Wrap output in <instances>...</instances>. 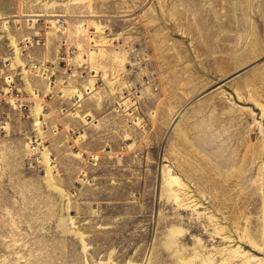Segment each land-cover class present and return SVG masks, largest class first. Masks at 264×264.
I'll return each instance as SVG.
<instances>
[{
	"label": "rangeland",
	"instance_id": "obj_1",
	"mask_svg": "<svg viewBox=\"0 0 264 264\" xmlns=\"http://www.w3.org/2000/svg\"><path fill=\"white\" fill-rule=\"evenodd\" d=\"M61 45L102 90L59 169L19 104ZM0 264H264V0H0Z\"/></svg>",
	"mask_w": 264,
	"mask_h": 264
},
{
	"label": "built area",
	"instance_id": "obj_2",
	"mask_svg": "<svg viewBox=\"0 0 264 264\" xmlns=\"http://www.w3.org/2000/svg\"><path fill=\"white\" fill-rule=\"evenodd\" d=\"M71 50L65 46V45H61L59 47V54L57 56V60H58V64H61L63 66L62 69L58 68V75L56 72H51L49 75V62L46 61L43 64H37L34 63L32 65H30L29 67H31V69L35 72L36 76H39L41 79V81L45 84V82H47V80L49 81L50 85H52L53 87L56 86L55 88V94L58 98H60L61 100H63V102H65L67 99H64L65 94L63 92V89H60L62 86H64V88H66L67 86H69L72 82L76 81L75 86L76 88L73 89V93L74 96L71 98L70 100V104H64L60 107L59 112L61 115H75L76 109L77 108H81L82 104L85 102V100L87 98H89L90 96H92L94 93H96L97 89L99 87L97 86H92L90 84V82L85 83L86 79H83L84 75H87L86 73H84L85 68L80 70V73L76 70L73 69V65H74V61H73V57L72 56ZM74 54V53H73ZM76 65V63H75ZM74 65V66H75ZM77 74L76 79L73 80V76L74 74ZM54 75H55V81H54ZM82 79V80H81ZM153 79V78H152ZM148 80L146 81V83H141V84H131V87L129 89V91H123L122 92V99L120 100V102L117 104V111H123V108L126 106V103H128L129 101H131L133 98H135V101H140L142 98V90L145 87L144 84L148 85L149 87H151V89H157L156 85H155V81L153 80ZM81 80V83H79ZM59 85V86H58ZM44 91V90H43ZM76 91H78V93H76ZM33 92L36 96L39 95L40 88L34 87L33 88ZM34 103H30V102H26L24 104H22L20 102L19 104V108L25 111V116L24 118L26 119H30L32 120L34 123L36 122V120H38V123L41 127V130H43V136L42 138L37 137L41 140H32L30 141V150L34 153V154H42V153H46L48 150V143L46 142L48 139L46 137L45 131L48 129V121L50 119L49 115V111L47 109H45V112L43 110V113L40 116H33L31 115V106H33ZM86 119V123H89L90 121H92L91 118H89L88 116H85ZM36 124V123H35ZM37 125V124H36ZM62 128V126L60 124H56L54 126V128L52 129V133L53 135H55L56 133L59 132V130ZM82 130H80L79 128H74V127H70L68 129V133L70 135L71 138H77L81 135ZM90 159H92V157H90Z\"/></svg>",
	"mask_w": 264,
	"mask_h": 264
},
{
	"label": "crops",
	"instance_id": "obj_3",
	"mask_svg": "<svg viewBox=\"0 0 264 264\" xmlns=\"http://www.w3.org/2000/svg\"><path fill=\"white\" fill-rule=\"evenodd\" d=\"M54 70L58 75V68L56 67ZM99 90H102V89H100V87H99L97 89L96 93H94L92 96L87 98L85 100V102L88 99H93V98L99 99L100 98L99 96L101 93V92H98ZM104 94L105 93L102 94L103 96L101 98H105ZM53 98L55 100H53ZM47 101H48V103H46V105H51L53 107V104H54L55 107H54V109H52L53 111H51V114L54 113V115L50 116V119L48 121V129L45 131V134H46L47 139H50V146L52 147L51 148V151H52L51 154L55 159V163H54L55 165H53V167L55 166V168L60 169L63 164L59 163L60 165H58V161L61 158L72 157L71 155H74V152L77 153L78 151H79L78 153H81V154L92 153V150L89 149L88 142H89V139L91 137L89 135L90 134L89 132L91 131L90 129L95 127L94 126L95 120L92 118V121H90L89 123H86L83 120V117L82 118L79 117V116H84L87 114V112L84 113L82 110L85 102L82 104L81 108L76 109L75 115L69 116V115H61L59 112V109L63 105V103L71 105L70 102H68V103L63 102V100L58 98L55 93L52 95L51 99L50 100L47 99ZM55 108H56V110H55ZM105 121H107V120H105ZM56 124H60L62 126V128L54 136L52 133V129L54 128V126ZM70 127L79 128L80 130H82L80 137L71 138L69 133H68V129ZM116 137L121 138V135L115 134L114 139H117ZM107 138H111L110 135H108ZM51 140H53V145H51V142H52ZM78 140L81 141L80 144H83V147L82 146L80 147V145L79 146L74 145V144H76V142ZM112 148L113 147H112L111 143L106 144V146L103 147L100 151H94V153L102 152L103 150L106 152H110L111 150H113ZM89 163L91 164L92 162H89Z\"/></svg>",
	"mask_w": 264,
	"mask_h": 264
},
{
	"label": "bare ground",
	"instance_id": "obj_4",
	"mask_svg": "<svg viewBox=\"0 0 264 264\" xmlns=\"http://www.w3.org/2000/svg\"><path fill=\"white\" fill-rule=\"evenodd\" d=\"M74 92V91H73ZM76 93H78V91H76ZM75 114H76V112H75ZM89 117V116H88ZM83 120L86 122V119H85V116L83 117ZM37 124V123H36ZM80 137V136H79ZM74 154L75 155H77V156H81V158L82 159H84V160H87V161H89V159H90V157H89V159L88 158H86V156L84 155V154H81V153H76V152H74ZM92 157V156H91ZM45 159L47 160L46 161V163H47V165L49 166V167H47V171H49V170H52V166H51V160H50V158H48V154H47V156L45 157ZM92 159H94V158H92Z\"/></svg>",
	"mask_w": 264,
	"mask_h": 264
}]
</instances>
